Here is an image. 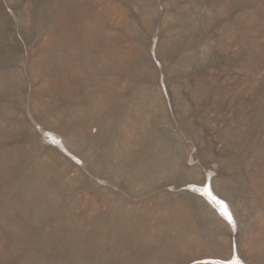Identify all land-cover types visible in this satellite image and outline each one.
I'll return each mask as SVG.
<instances>
[{
    "label": "rangeland",
    "instance_id": "rangeland-1",
    "mask_svg": "<svg viewBox=\"0 0 264 264\" xmlns=\"http://www.w3.org/2000/svg\"><path fill=\"white\" fill-rule=\"evenodd\" d=\"M230 258L264 264V0H0V264Z\"/></svg>",
    "mask_w": 264,
    "mask_h": 264
},
{
    "label": "snow or ice",
    "instance_id": "snow-or-ice-1",
    "mask_svg": "<svg viewBox=\"0 0 264 264\" xmlns=\"http://www.w3.org/2000/svg\"><path fill=\"white\" fill-rule=\"evenodd\" d=\"M208 194L211 195V190L209 189L208 190ZM212 199L216 202V203H221L219 200H216L215 197L213 196ZM227 219H228V222L231 223L232 220H231V217L228 215L227 212H223L222 213ZM226 264H240V260L239 259H236V258H230Z\"/></svg>",
    "mask_w": 264,
    "mask_h": 264
},
{
    "label": "bare ground",
    "instance_id": "bare-ground-1",
    "mask_svg": "<svg viewBox=\"0 0 264 264\" xmlns=\"http://www.w3.org/2000/svg\"><path fill=\"white\" fill-rule=\"evenodd\" d=\"M208 189V188H207ZM203 190V189H202ZM200 191V190H199ZM205 192H207V191H205ZM215 197V196H214ZM224 205V204H223ZM224 206H226V205H224ZM227 207V206H226Z\"/></svg>",
    "mask_w": 264,
    "mask_h": 264
}]
</instances>
